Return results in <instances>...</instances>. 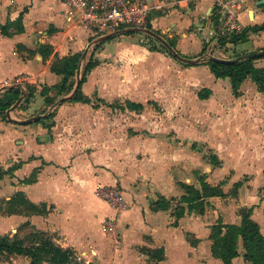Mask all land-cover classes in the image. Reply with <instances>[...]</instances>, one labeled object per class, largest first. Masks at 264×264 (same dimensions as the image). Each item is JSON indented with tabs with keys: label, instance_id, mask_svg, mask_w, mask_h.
I'll return each mask as SVG.
<instances>
[{
	"label": "crops",
	"instance_id": "0c3cea01",
	"mask_svg": "<svg viewBox=\"0 0 264 264\" xmlns=\"http://www.w3.org/2000/svg\"><path fill=\"white\" fill-rule=\"evenodd\" d=\"M212 2L152 11L146 29L167 34L182 52L207 54L210 42L232 43L233 36L215 34L221 17ZM20 14L21 30L10 24L3 34L1 26ZM237 18L245 40L255 35L242 54L264 50V5L246 0ZM128 33L155 37L131 31L94 41L60 0H0V82L25 76L30 83L25 96L17 88L21 101L10 116L48 113L28 124L0 113V205L21 193L41 208L3 214L0 207V235L12 240L29 226L89 264H225L212 251L215 225H240L250 211L264 236V91L247 75L235 93L229 77H216L207 64H177L165 52L125 41ZM75 54L78 68L64 82L51 66ZM89 58L95 66L80 89L88 100L68 98L50 110L71 94ZM252 63L264 69V58ZM199 73L206 78L198 80ZM201 90L209 93L200 98ZM201 181L220 193L197 200L199 212L181 198L183 184L202 194ZM99 186L118 188L121 206L96 195ZM236 244L229 264H251L242 239ZM14 256L24 257L9 253L7 262Z\"/></svg>",
	"mask_w": 264,
	"mask_h": 264
},
{
	"label": "trees",
	"instance_id": "16d2710c",
	"mask_svg": "<svg viewBox=\"0 0 264 264\" xmlns=\"http://www.w3.org/2000/svg\"><path fill=\"white\" fill-rule=\"evenodd\" d=\"M21 15L13 22L7 23L4 26H1V31L3 34L8 35L6 32V26L12 24L16 27L18 31L21 30ZM262 29H264L262 27ZM130 34V33H128ZM246 33L232 36V42H235L237 38H245ZM236 37V38H235ZM154 49V48H152ZM47 55V54H46ZM80 54H75L66 58H56L53 61L51 68L57 73H62L64 75V82L71 76L75 74L76 69L78 68V60ZM264 58V53L257 55L251 59H243L232 62H207L210 71L216 77H229L232 85L233 91L236 93L239 83L249 75L259 86L260 90L264 91V69L256 68L253 65V60ZM90 59V58H89ZM89 61V60H88ZM95 66V62H88L86 68L83 70L80 76V84L77 89V92L71 97L73 100H84L87 101V98H84L81 93V84L85 81L86 73ZM63 82V83H64ZM209 93V90H205ZM207 93H203L202 90L199 91L198 96L204 98ZM19 91L17 88H9L2 94L0 98V108L1 110L7 109L14 100L18 98ZM128 105H132L127 102ZM135 108H141V105L134 104ZM202 194L196 190L192 185L183 184V188L186 190L185 196L181 199L185 203L192 205L193 201L196 205L197 200L202 197H210L218 195L220 192L217 188L209 186L206 182L201 181ZM19 195H22L19 193ZM163 201L155 202L159 207H165ZM31 205V204H29ZM36 208V206L31 205ZM200 206V207H199ZM199 207V208H198ZM203 202H200V205L197 206L198 211H202ZM36 210V209H34ZM33 210V211H34ZM180 215V214H179ZM225 229V233L222 235V229ZM38 233V232H37ZM43 234L42 232H40ZM44 236V235H43ZM213 245L212 251L213 254L220 257L225 264H229L232 257L237 255L236 247L237 240L241 238L245 246L244 258L246 261L251 264H264V236L259 232V227L250 218V211L247 214L242 216L240 225H221L217 224L213 227ZM26 239H12L3 236L0 237V253H15L26 255L30 258V264H39L42 261H47L51 264H71L75 261L73 256V251L71 249H62L56 246L51 239L47 237L41 238L36 241V244H32L27 247L25 245ZM78 263V262H77ZM80 263V262H79ZM89 264V263H81Z\"/></svg>",
	"mask_w": 264,
	"mask_h": 264
},
{
	"label": "built area",
	"instance_id": "2783aa9c",
	"mask_svg": "<svg viewBox=\"0 0 264 264\" xmlns=\"http://www.w3.org/2000/svg\"><path fill=\"white\" fill-rule=\"evenodd\" d=\"M67 8V15L76 23L91 30L94 41L106 36H117L131 31H143L148 28L152 11L164 12L169 7L198 2L200 0H60ZM264 0H257V2ZM246 0H213L212 8L220 15L221 24L216 27V35L229 38L242 31L237 18L238 11ZM29 81L25 76L0 82V98L9 88H19L21 94H27ZM20 94V96H21ZM3 111V110H2ZM1 113V108H0ZM3 113L6 114V109ZM4 114V115H5ZM96 195L112 206H121L120 192L116 187L99 186Z\"/></svg>",
	"mask_w": 264,
	"mask_h": 264
},
{
	"label": "rangeland",
	"instance_id": "374dc122",
	"mask_svg": "<svg viewBox=\"0 0 264 264\" xmlns=\"http://www.w3.org/2000/svg\"><path fill=\"white\" fill-rule=\"evenodd\" d=\"M251 2L252 1H250L248 3V5H250L256 11H258L257 13H259V8L256 7V6H253V4ZM239 18H240V20L242 22L245 21L243 16L239 15ZM245 29H247V26L245 27ZM156 34L159 35L162 38H165V40L167 42L166 44L169 45L173 49L174 52L178 53L179 55H181V56H183V57H185V58H187L189 60H197L195 63H200V64H206L207 62H209L208 59H207L208 56H216V55L219 56L220 55V56H223V57H225L227 59L229 57H231L232 59H236V58L240 57L241 55H243L242 53L251 50L253 48V45L255 44V35H254V33H251L250 34L251 36L247 40H245V38L244 39L237 38L235 40V42H232V43L229 42L227 44V42L224 39H219V41L213 46H210L213 43V42H210V44H209L210 47L208 46V49H207L208 53L207 54H195L193 52H188V53H186L185 51L182 52L180 48L178 49V47L175 46V41L174 40L171 41L169 38H167V34H163L161 32H160V34L159 33H156ZM240 34L241 33L235 34V36H238ZM124 38H125L124 40L127 41V42L139 41L141 44H145L149 48H155L157 51L165 52L168 55H170L171 57H173L174 58V62H176L177 64H180V65H183V66H187L188 65V64H186V62H183L182 60H179L176 56H174V54H172V52L167 48V46L165 44H163L162 42H159V40L157 38H155V37H152L150 35H140V33H131V34H128V35H124ZM171 38H173V37H171ZM197 40H198V38H197ZM231 40H232V38H231ZM198 47H199L198 46V41H196V42L193 41V45L191 47L192 48L191 51H197ZM261 50H263V49L261 48ZM113 52H114V49L111 50L110 54L113 53ZM88 60L90 62H92L91 58L88 59ZM88 60H86L83 63L82 72L86 68V66H87V64L89 62ZM195 77L198 80L199 79H201V80L203 79L204 80L206 78L202 73H199ZM208 82H210L209 79H208ZM3 111L1 110L2 116L5 114V113H3ZM5 116H6V114L4 115V117ZM11 117H13V115H11ZM120 197H121V194H120ZM0 207H1V211L3 212V214L12 213V212L32 213V212H35L37 210L41 211V208H39L37 206H36V208H34L31 205H29L27 203V201L24 199V197L22 195H19V193H15L13 198L11 199V201L5 202V204H3V205L1 204ZM115 208H117V207H115ZM34 209H36V210H34ZM103 223H104L103 224L104 228L108 232H111L113 230V222H112V220L106 219ZM19 232H21L20 236H14L12 238L13 239H21V238L26 239L25 245L27 247L31 246L32 244H36V241H38L41 238H44V237L46 238L47 237L48 239H50V237L45 232L35 230L33 228H30L29 226L20 229ZM40 232H42L43 234H41ZM10 233H12V232H10ZM0 237H2V235H0ZM6 237H8V235ZM9 238H11V237L9 236ZM8 254L9 253H0V264H9V262L11 264H30V258L28 256H26V255H24V257H26V258L21 257V256H18V257L14 256V258H15L14 262L12 260L7 262ZM73 256L75 257L74 258L75 261L72 262L71 264L85 263V261H83L82 258L77 257L74 252H73ZM41 264H51V263H49L47 261H42Z\"/></svg>",
	"mask_w": 264,
	"mask_h": 264
},
{
	"label": "water",
	"instance_id": "95a60500",
	"mask_svg": "<svg viewBox=\"0 0 264 264\" xmlns=\"http://www.w3.org/2000/svg\"><path fill=\"white\" fill-rule=\"evenodd\" d=\"M263 4L262 1H259L258 2V5H261ZM205 20L203 19L202 20V23H204ZM212 26L214 27L215 25V22H212ZM143 32L147 33V34H151L153 36H155V38L159 39L163 44H165L167 46V48L172 52V54H174V56H176L179 60H182V61H185V62H189V63H195L197 60H189L181 55H179L178 53L174 52L173 49L167 45L165 43V41L160 38L159 36H157L155 33H153L151 30L149 29H144ZM111 36H106L103 39H107ZM85 53V52H84ZM264 53V50H261V51H256V52H250V53H245L243 55H241L240 57L236 58V59H223V58H218V57H215V56H208V61L209 62H232V61H237V60H243V59H251L257 55H261ZM85 55V54H83ZM79 84H80V78L78 77L77 79V82L73 88V91L71 92V94L67 97H62L58 100H56L55 102H53L50 106V110L53 109L56 105H58L59 103L63 102L64 100L68 99V98H71L76 92H77V89L79 87ZM21 101V96H19L18 100L10 107L6 110V116L9 120H11L12 122H16V123H19V124H28V123H31L33 121H36V120H39L41 118H44L47 116L48 113H45V114H38V115H35V116H31L29 118H26V119H23V120H16V119H13L11 116H10V112H12L13 110L16 109V107L18 106L19 102Z\"/></svg>",
	"mask_w": 264,
	"mask_h": 264
}]
</instances>
